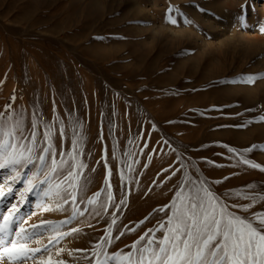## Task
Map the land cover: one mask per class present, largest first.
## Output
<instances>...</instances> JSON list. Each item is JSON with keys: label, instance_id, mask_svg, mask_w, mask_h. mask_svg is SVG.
<instances>
[{"label": "rangeland", "instance_id": "1", "mask_svg": "<svg viewBox=\"0 0 264 264\" xmlns=\"http://www.w3.org/2000/svg\"><path fill=\"white\" fill-rule=\"evenodd\" d=\"M170 6L179 12L169 14ZM216 7L228 13L224 21ZM261 28L264 0H0V112L9 104L23 109L29 127L34 111L44 121L58 114L65 125L59 150L71 151L74 127L82 137L87 196L105 187L110 168L115 197L100 215L89 208L63 225L60 231L70 233L63 238L44 232L28 245L41 251L15 264H46L49 255L90 264L113 218L107 251H130L125 246L164 217L154 210L172 200L183 169L172 173L180 161L195 164L193 175L221 181L214 184L218 195L264 194V171L240 159L243 149L257 145L244 155L264 167V77L238 79L264 74ZM19 171L27 176L29 170ZM15 175L0 169L6 197L0 212L16 204L25 228L72 216L71 202L64 211H42L38 206L47 198L27 191L23 179L13 182ZM47 202L54 207L55 201ZM227 202L250 203L236 196ZM232 210L264 213V200L247 213Z\"/></svg>", "mask_w": 264, "mask_h": 264}, {"label": "snow or ice", "instance_id": "2", "mask_svg": "<svg viewBox=\"0 0 264 264\" xmlns=\"http://www.w3.org/2000/svg\"><path fill=\"white\" fill-rule=\"evenodd\" d=\"M174 10L179 12L178 7L170 6L169 14ZM240 18L243 19V16ZM172 22L175 23L174 20ZM261 31L264 32V28H261ZM262 77L264 74H249L238 79L241 82L254 83ZM12 99L14 101L15 97ZM76 125L82 130L83 125L78 120ZM64 135L65 125L60 121L58 114H54L51 121H44L42 115L38 116L34 111L29 127L23 109L18 112L9 104L5 106V111L0 112V169L9 168L15 173V177H11L13 182L17 178L23 179L27 191L41 192L47 198L38 206L42 211H64V205L70 202L72 206V216L68 220L40 221L30 225L31 230L25 228L27 220L19 214L16 204H12L6 212H0V264H15L41 251L40 248L28 245L44 232L55 233L53 239L69 235V232H61L60 229L78 215L83 216L89 208L96 215H100V210L114 206L111 169H108L105 187L92 196H87L88 182L83 180V170L87 165L80 159L83 156L82 137L78 136L74 127L71 151L65 153L58 149L56 143V140ZM256 147L258 146L252 145L243 149L240 159L244 164L264 171L260 164L245 158L244 154ZM228 150L236 151L233 148ZM104 159L107 163L106 157ZM190 167L196 166L194 163L186 165L180 161V167L174 169L173 175L183 169L181 178L174 186L175 194L169 204L154 210L163 212L164 217L131 245H126L130 251H107L113 243L112 226L116 223L113 218L105 237L91 250L94 260H91L90 264H264V213L244 216L232 210L240 207L247 213L259 200H264V194L241 190L218 195L214 184L221 181L209 182L206 177L193 175L189 171ZM19 169H28L27 176H22ZM121 179H124L123 170ZM253 187L248 185L249 189ZM11 191L9 187L8 193L11 194ZM102 194L103 200L100 199ZM231 196L248 200L250 203L230 205L227 200ZM0 198H6L2 184ZM48 200L55 201L54 207ZM120 203H126V196L123 194ZM80 204L85 207L81 209ZM78 231L76 228L70 230ZM157 233L160 235L157 236ZM120 235H123V232ZM51 242L50 240L49 243ZM43 251L50 253L51 249L45 246ZM62 251L63 249L57 250V255ZM85 259L89 257L86 256ZM46 264L65 262L60 259L53 260L49 255Z\"/></svg>", "mask_w": 264, "mask_h": 264}, {"label": "bare ground", "instance_id": "3", "mask_svg": "<svg viewBox=\"0 0 264 264\" xmlns=\"http://www.w3.org/2000/svg\"><path fill=\"white\" fill-rule=\"evenodd\" d=\"M204 4H205V2H204ZM213 4H214V3H213ZM205 5H206V7H209V8L211 7V5H209V3H206ZM205 5H204V6H205ZM219 5H220V3H219ZM206 7H205V8H206ZM218 7H219V6H218ZM211 8H212V7H211ZM216 8H217V7H216ZM220 9H221V8H217V9H214V10H215V12L217 11L216 14L219 15L220 18H222V21H224V20L226 19V17H228V13L224 12V11H223L224 9H223V10H220ZM230 17H231V16H230ZM230 17H229V19H230ZM194 18H195V17H194ZM198 20H199V19H198ZM201 21H202V20H201ZM223 32H224V31H223ZM202 33H203V32H202ZM208 35H209V34H208ZM212 35H213V34H212ZM227 35H228V34H227ZM233 36H234V35H233ZM201 39H202V37H201ZM202 41H203V40H202Z\"/></svg>", "mask_w": 264, "mask_h": 264}]
</instances>
